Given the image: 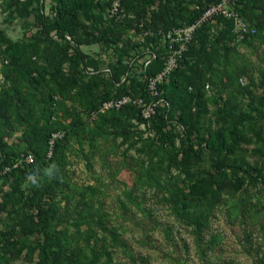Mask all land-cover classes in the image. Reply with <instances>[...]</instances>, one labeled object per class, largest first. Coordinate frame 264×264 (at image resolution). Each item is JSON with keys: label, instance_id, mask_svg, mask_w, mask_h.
Returning a JSON list of instances; mask_svg holds the SVG:
<instances>
[{"label": "trees", "instance_id": "1", "mask_svg": "<svg viewBox=\"0 0 264 264\" xmlns=\"http://www.w3.org/2000/svg\"><path fill=\"white\" fill-rule=\"evenodd\" d=\"M35 1L6 2L7 7L13 8L15 13L26 15L30 13L29 9ZM155 1L157 0H132L130 8L126 3L125 7L131 10L135 8L136 14L141 17L145 9L155 4ZM158 1V8L151 18L153 31L188 25L206 7L204 0ZM51 2L53 9L49 18H44L42 13L36 16L37 22L41 24L37 35L44 38L43 44L29 45V48H26L24 44L11 43L0 31V46L8 44L4 57H1L4 60L7 58L1 71L10 84V89L0 93V149L6 164H11L21 154L31 153L34 156L33 164L13 169L7 176L0 177V181H10V193L4 195V202L7 206L11 204V194L17 205L33 209L35 215L17 219L15 225L25 238L35 235V245L39 251L37 264H99L101 257H105L102 264H111L105 243L98 246V241L93 239V244L96 245L94 246L90 243L91 238L86 237V245L81 248L78 244L70 242L67 237L65 225L73 226L74 223H71L70 219L75 220L76 216L80 215L78 212L75 214V211L68 213L64 209L63 217L59 216L58 201L55 197L62 195L66 186L69 187L68 180L62 175L64 165L60 164L61 156L65 153L66 140L81 138L82 133L89 134L85 112L88 115L92 112L98 113V108L103 102L121 96L149 101L145 83L140 78L158 73L162 58H156L141 72L130 70L124 61L131 52L129 50L136 51L150 41L154 42L156 38H146L136 49L123 40V47L113 48L120 43V25L111 22L110 27H103L102 18L93 12L96 7L103 9L102 3L94 4L92 0ZM43 3L44 0H40V5L35 10L40 12ZM255 3L256 0H240L236 7L243 20L256 30L255 35L245 36L244 41L259 35V26L253 23L255 19L249 16V12L255 10ZM83 19L90 25H85ZM218 25L217 35L214 37H211L212 28L209 24L203 25L194 34L186 52L179 60L178 67L166 82L159 85L161 98L168 106L156 108L149 121V127H146L148 123L141 117L139 109L125 106L119 110L98 113L95 127L90 132L105 139H120V145L126 146L124 157L139 145L140 148L136 150L145 155V163L151 170L147 177L148 183L155 188L160 187L163 178L170 174L171 169L183 176L182 182L187 191L181 189L174 178L170 179V183L175 187L169 190L167 203L178 218L194 226L195 230H201L207 222L211 210L215 208L225 189L232 188V192H235L245 183L252 187L264 183L263 106H258L255 117L251 110L245 111L237 104L241 99L239 95L244 91L236 90L237 95L232 91L224 100L220 96L216 99L206 95L205 86L208 84L221 86L224 90L236 89L237 85V76L232 66L227 65L232 63L229 56L235 50V44H232L234 24L231 20L220 18ZM66 36L71 38L73 45L67 41ZM59 39L65 43L59 44ZM93 44H100L101 51L113 48L111 51L114 56L106 65L110 69V75H104L102 69L105 66L99 65L98 61L91 59L81 48L83 45ZM86 68L92 69L96 74H85ZM124 76L126 80L122 82ZM223 78L227 83H223ZM57 97L59 101L56 103ZM211 101L217 107L214 116L218 128L209 120L208 105ZM68 103L77 104L84 110L81 114L76 110L68 112L72 107L66 106ZM60 111L64 119L71 118L68 123L60 121ZM15 124L24 128L21 137L22 148L10 147L4 140L14 130ZM140 125L145 128L139 130ZM250 131L253 132L258 145V166L246 163L239 155L240 146ZM54 132H63L64 137L54 142L51 157L48 158V141ZM145 133H150L153 138H144ZM205 157L210 159L211 171L199 170L196 167ZM55 160H60L59 165L53 166ZM38 161L46 171L51 169L54 181L44 186L28 180L31 194H25L23 184L33 174L34 165ZM74 193L76 192L72 191L71 195ZM45 194L52 195V204L48 207L42 205ZM78 195L76 207L86 206L87 195L84 192ZM9 212L16 215L14 211ZM27 222L33 223L27 225ZM14 228L12 227L11 231L16 235ZM109 234L119 245H123L115 232ZM1 236L3 239L1 238L0 242L3 244L0 247V264H10L25 250L26 241H11L10 231ZM76 249L78 256H75ZM83 254L91 259L90 262L83 260Z\"/></svg>", "mask_w": 264, "mask_h": 264}, {"label": "rangeland", "instance_id": "2", "mask_svg": "<svg viewBox=\"0 0 264 264\" xmlns=\"http://www.w3.org/2000/svg\"><path fill=\"white\" fill-rule=\"evenodd\" d=\"M6 1L0 0V31L5 38L11 43L24 44L26 48H29V45L43 44L44 38L37 35L41 24L37 22L36 16L38 13L39 15L42 13L44 18L52 15L51 0H44L40 12L35 10L40 5V0H36L29 9L30 13L26 15L21 12V15L15 13L13 8L7 7ZM131 1L121 0L118 16L110 18L107 15V9L112 0H92L94 4L104 5L103 9L99 7L93 9L94 14L102 18L103 27H110L111 22L120 25V43L113 48L123 47V40L136 49L138 44L142 45L146 38H152L144 34L148 29L153 30L151 18L158 8L159 1H155V4L145 9L141 17L136 14L135 8L129 9L132 5ZM125 3L129 8L125 7ZM255 5V10L250 11L249 16L254 18L253 23L259 26V35L234 45L235 50L229 56L232 63H227L228 66H232L237 76L236 89L224 90L221 86L208 84L209 86H205V91L208 97L220 96L223 100L232 91L235 94L237 91H244L242 95H239L241 99L238 98L240 100L237 104L245 111L251 110L257 117L258 106H263L264 110V0H256ZM83 21L85 25H90L88 21L84 19ZM216 35L217 32L212 30L211 37ZM57 41L59 44L65 43L60 39ZM149 43L143 48H146ZM70 44L73 45L71 38ZM7 48L8 44H1L0 57H4V51ZM81 48L86 55L103 66L110 63L114 56L111 51L113 48L101 51L100 44L83 45ZM129 51L131 52L125 60L135 52V50ZM3 65L0 66V93L10 89V84L1 71ZM64 69L66 70V67ZM222 81L227 83L225 78ZM250 95L253 97L249 98ZM58 101L57 97L55 102ZM66 106H72L68 112L76 110L82 113L84 110L77 104L68 103ZM208 109L211 124L218 128L215 123L216 116H214L217 107L213 101L208 105ZM84 114V118L88 121L89 134L82 133L81 138L73 137L66 140L65 153L61 156L62 162L55 160L53 163V166L59 163L64 165L62 175H65L69 183V187L66 186L61 193L63 196L55 197L58 201L59 216L63 217L64 209L68 213L75 211V214L78 212L80 215V217L76 216L75 220L70 219L71 223H74L73 226L65 225L70 242L78 244L81 248L86 245L84 244L86 237L91 238L92 245L95 244L94 240L98 241V246L105 243L111 264H264V183L254 187L245 183L235 192H232V188L225 189L221 193V198L217 200L215 208L211 210L207 222L201 230H195L194 226L178 218L167 203L170 197L169 190L175 187L169 180L174 178L178 186L187 191L182 182L184 177L171 169L170 174L163 178L159 188L151 186L147 179L151 173L150 166L145 163V155L136 150L140 146L137 145L124 157L126 146L120 145V139L114 140L111 137L105 139L96 134H90L95 127L96 116L92 119L87 112ZM59 117L65 124L71 119L70 117L64 119L61 111ZM14 127L11 134L4 140L10 147L22 148L21 137L24 128L17 124ZM138 129L144 128L140 125ZM143 137L151 139L153 135L145 133ZM178 141L177 139L176 145L179 144ZM240 151L239 155L246 163L252 166L260 164L258 145L252 131L242 142ZM156 158L159 159V157ZM209 161L210 159L205 157L196 167L199 170L211 171ZM31 176L35 177L39 185L45 186L54 181L52 176L46 174L40 161L34 165ZM28 180L23 184L25 194H31L29 191L31 185ZM9 187L10 181L1 179L0 241L1 234L6 231H10L11 241H26L25 250L10 264H37L39 251L35 245V235L25 238L20 233L19 227L15 225L17 219L35 215V213L29 207L17 205L11 194H9L11 204L7 206L4 195L10 193ZM72 191L76 193L71 195ZM82 192L87 195L85 201L88 203L84 207H76L79 200L78 194ZM51 197V194H45L42 205L47 207L51 205ZM10 210L16 212V215L9 212ZM33 221L36 222L35 219ZM31 223L33 222H27V225ZM12 227H15L16 235L11 231ZM111 232L116 233L123 245H119L117 240L113 239L114 237L109 234ZM2 244L3 242H0V247ZM78 253L76 249L75 256H78ZM104 259L105 257H101L99 264H102ZM83 260L90 262L91 259L83 254Z\"/></svg>", "mask_w": 264, "mask_h": 264}, {"label": "built area", "instance_id": "3", "mask_svg": "<svg viewBox=\"0 0 264 264\" xmlns=\"http://www.w3.org/2000/svg\"><path fill=\"white\" fill-rule=\"evenodd\" d=\"M240 0H214L210 4H206L205 9L201 14L190 24L163 30L161 28L153 31L148 29L144 36H151L156 38L151 41L146 48L137 49L128 59L125 60V64L130 70L141 72L146 70L150 64L158 57L162 58V66L158 73L154 76L143 77L142 82L145 83V90L149 97V101H144L141 98H133L130 96H121L109 101L103 102L99 108L98 113H105L110 110H119L125 106H134L140 111L141 117L148 123L146 127L150 126V119L154 116L155 110L158 106L167 107L166 101L161 98L162 91L159 90V85L168 80V77L178 67L179 60L186 52L188 45L191 43L194 34L205 24H209L212 30L218 28V21L220 18L231 20L233 26L234 41H241L245 36L255 35L256 30L254 27L247 24L243 18L236 11V7ZM121 0H112L110 7L107 9V15L110 18L117 17L120 11ZM55 39L56 36L52 34ZM66 39L70 41V37L66 36ZM6 64V61L0 57V66ZM85 74H96L92 69L86 68ZM104 75H110V69L105 66L102 69ZM128 74V73H127ZM126 74V76H127ZM126 76L122 78V82L126 80ZM92 112L91 118H95L98 114ZM145 128L144 125H141ZM64 137L63 132H54L51 134L48 141V154L47 157H51L52 148L56 140H60ZM5 156L0 149V177L7 176L13 169L22 168L25 165L29 166L34 163V156L31 153L21 154L19 158L11 162V164L4 163Z\"/></svg>", "mask_w": 264, "mask_h": 264}, {"label": "clouds", "instance_id": "4", "mask_svg": "<svg viewBox=\"0 0 264 264\" xmlns=\"http://www.w3.org/2000/svg\"><path fill=\"white\" fill-rule=\"evenodd\" d=\"M46 174H48L49 176H51V175H52L51 169L47 170V171H46ZM28 179H29L33 184L36 183V180H35V177H34V176H29Z\"/></svg>", "mask_w": 264, "mask_h": 264}, {"label": "crops", "instance_id": "5", "mask_svg": "<svg viewBox=\"0 0 264 264\" xmlns=\"http://www.w3.org/2000/svg\"><path fill=\"white\" fill-rule=\"evenodd\" d=\"M243 42H244V40H241V41H233L232 44H235V45L237 44L238 45L239 43H243Z\"/></svg>", "mask_w": 264, "mask_h": 264}, {"label": "water", "instance_id": "6", "mask_svg": "<svg viewBox=\"0 0 264 264\" xmlns=\"http://www.w3.org/2000/svg\"><path fill=\"white\" fill-rule=\"evenodd\" d=\"M206 4L212 3L214 0H204Z\"/></svg>", "mask_w": 264, "mask_h": 264}]
</instances>
